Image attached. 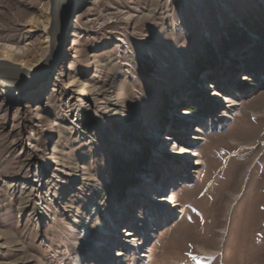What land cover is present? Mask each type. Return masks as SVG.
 Segmentation results:
<instances>
[{"label": "rangeland", "instance_id": "rangeland-1", "mask_svg": "<svg viewBox=\"0 0 264 264\" xmlns=\"http://www.w3.org/2000/svg\"><path fill=\"white\" fill-rule=\"evenodd\" d=\"M73 7L46 78L0 80V264H264V0ZM47 23L0 0V58Z\"/></svg>", "mask_w": 264, "mask_h": 264}, {"label": "water", "instance_id": "water-1", "mask_svg": "<svg viewBox=\"0 0 264 264\" xmlns=\"http://www.w3.org/2000/svg\"><path fill=\"white\" fill-rule=\"evenodd\" d=\"M50 1V0H49ZM57 1V15L55 16V39L50 45L49 53L47 54L48 64L42 73H34L30 77L20 73L5 71L0 69V80L14 87L15 89L25 86H32L38 81L45 79L47 74L53 68L58 58L62 54L63 46L67 38L68 25L72 18L74 9V0H51L50 4ZM51 6V5H50ZM50 12V9H49Z\"/></svg>", "mask_w": 264, "mask_h": 264}, {"label": "bare ground", "instance_id": "bare-ground-1", "mask_svg": "<svg viewBox=\"0 0 264 264\" xmlns=\"http://www.w3.org/2000/svg\"><path fill=\"white\" fill-rule=\"evenodd\" d=\"M51 1V0H50ZM50 1L48 0V23L47 27L45 29V34L47 35V48L44 56L36 63V65L33 68H28L20 63H15L10 61L9 59H1L0 58V69H3L5 71H11L15 73H20L24 76H31L34 73H42V71L45 69L46 65L48 64L47 60V54L50 50V45H52L53 40L55 39L54 29H55V16L57 15V1L50 4ZM51 5V6H50ZM50 9V12H49ZM24 16L21 15L19 19H23ZM9 51L6 50L5 56H9ZM215 97H220L221 93L216 92L214 95ZM188 150L184 145L182 146V152H185Z\"/></svg>", "mask_w": 264, "mask_h": 264}, {"label": "trees", "instance_id": "trees-1", "mask_svg": "<svg viewBox=\"0 0 264 264\" xmlns=\"http://www.w3.org/2000/svg\"><path fill=\"white\" fill-rule=\"evenodd\" d=\"M254 32L258 33L259 35L263 36L264 35V31L259 29L258 27L254 28Z\"/></svg>", "mask_w": 264, "mask_h": 264}]
</instances>
